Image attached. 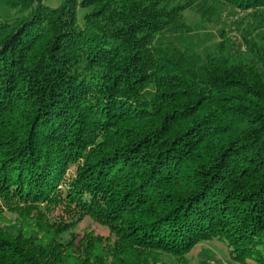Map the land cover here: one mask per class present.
Masks as SVG:
<instances>
[{
    "label": "trees",
    "instance_id": "1",
    "mask_svg": "<svg viewBox=\"0 0 264 264\" xmlns=\"http://www.w3.org/2000/svg\"><path fill=\"white\" fill-rule=\"evenodd\" d=\"M218 5L264 0H0V198L56 195L114 236L19 215L0 264H169L207 239L264 264V32L250 59L158 39Z\"/></svg>",
    "mask_w": 264,
    "mask_h": 264
},
{
    "label": "rangeland",
    "instance_id": "2",
    "mask_svg": "<svg viewBox=\"0 0 264 264\" xmlns=\"http://www.w3.org/2000/svg\"><path fill=\"white\" fill-rule=\"evenodd\" d=\"M44 2L55 6L60 0H44ZM12 12V9L0 7V14L3 16L10 15ZM185 15L189 31L174 34L166 32L160 34L158 39L175 40L182 46L186 44L188 47L198 48L200 52L205 49L218 51L217 44L226 39V51L230 59L238 57L250 59L251 54L247 49L246 39L255 38L259 43L260 35L264 32V7L242 10L218 5L212 9L208 17H203L198 10L191 9L186 11ZM221 28L224 29V35L219 33ZM74 170L75 165H70L66 169L64 174L66 179L72 176ZM55 196L50 198L51 201L36 202L26 208L17 204L19 208L16 210L7 206L0 198V229L5 228L8 232L15 234L17 231L15 221L20 220L19 215H21L22 221L26 224L25 229L37 228L41 225L67 226L68 230L62 234V238L72 236L76 244H79L82 239L85 240L88 233L107 236L113 240V233L106 224L86 213L87 211L83 207L80 208L81 206H75L74 210L67 209L70 206L64 207V201L57 203L55 200L58 198L55 199ZM40 234L43 235L42 232ZM162 257L169 264H239L229 257L225 243L217 239L195 243L182 258L175 259L165 253Z\"/></svg>",
    "mask_w": 264,
    "mask_h": 264
}]
</instances>
